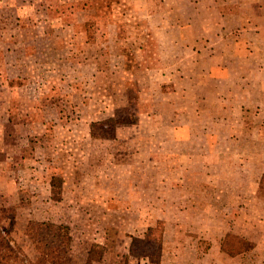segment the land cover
<instances>
[{"label": "rangeland", "instance_id": "1", "mask_svg": "<svg viewBox=\"0 0 264 264\" xmlns=\"http://www.w3.org/2000/svg\"><path fill=\"white\" fill-rule=\"evenodd\" d=\"M190 5L0 0V226L19 264L36 263L31 224L42 221L72 236L69 264H155L148 229L159 221L161 264H200L228 234L258 245L248 261L264 264V126L250 141L256 123L216 122L229 83L206 78V51L184 63L194 52L172 46L218 22ZM222 65L229 77L237 63ZM108 120L113 133L93 126Z\"/></svg>", "mask_w": 264, "mask_h": 264}, {"label": "crops", "instance_id": "2", "mask_svg": "<svg viewBox=\"0 0 264 264\" xmlns=\"http://www.w3.org/2000/svg\"><path fill=\"white\" fill-rule=\"evenodd\" d=\"M203 1L206 3L205 6H202ZM190 3V7L206 10L218 15L219 19L213 26H206L196 38L173 39V47H182L186 51L194 52L182 55L179 60L184 63H200L206 51L208 61L214 62V67L205 69L206 78L218 83L221 81L222 84L229 83L226 92L222 89L218 94L220 98L223 96L221 99L224 104H218L214 109L220 110L225 115H219L215 119L216 122L220 124L232 122L230 123L232 128H240L247 127L250 120L256 124L252 128L251 139H248L250 141L262 139L264 137L261 132L264 126V0H190ZM190 29L191 26L172 28L183 33ZM222 63H237L236 70L229 71L230 75L226 77L228 71L225 65L216 67V64ZM231 73L234 74L233 77ZM255 95L262 96L259 100ZM198 113H201L200 109ZM255 128L259 138L254 134ZM209 138L216 140L218 136ZM242 140H244L242 137L234 136L228 139L231 143H239ZM202 155L207 158L208 152H203ZM245 156V152L233 150L230 152V158L239 159ZM222 241V237L213 240L211 247L199 258L200 262L202 261L200 264H217L219 259H223L226 253L222 251ZM255 248L252 252L257 250L258 245ZM250 253L227 257V260L229 264H238L239 258L242 257L246 260L245 264H250L248 261ZM209 260L211 263H208Z\"/></svg>", "mask_w": 264, "mask_h": 264}, {"label": "trees", "instance_id": "3", "mask_svg": "<svg viewBox=\"0 0 264 264\" xmlns=\"http://www.w3.org/2000/svg\"><path fill=\"white\" fill-rule=\"evenodd\" d=\"M93 126H101L100 129L104 133H113L116 129L113 120L98 122ZM93 136L97 137L96 135ZM262 183H264V177ZM9 210L10 208L4 209L6 215L7 211L8 213L10 212ZM31 230L34 231L32 238L38 253L35 264H69L73 241L70 234L61 231L55 223L49 221L32 222ZM148 233L154 236H150L153 240L150 261L155 264H161L164 223L159 221L156 227L148 229ZM255 247L256 244L249 243L233 234H228L222 243V251L230 257H236L253 250ZM104 250L105 247L102 244L94 242L89 259L91 261H100L104 256ZM23 254L16 240L7 230L0 226V264H19L24 261Z\"/></svg>", "mask_w": 264, "mask_h": 264}]
</instances>
